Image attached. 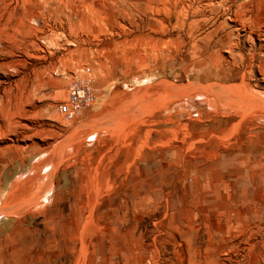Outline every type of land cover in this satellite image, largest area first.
Masks as SVG:
<instances>
[{"label": "rangeland", "instance_id": "obj_1", "mask_svg": "<svg viewBox=\"0 0 264 264\" xmlns=\"http://www.w3.org/2000/svg\"><path fill=\"white\" fill-rule=\"evenodd\" d=\"M172 6L0 0V125L31 112L0 133V264H264V0H180L190 36ZM76 79L97 97L63 123Z\"/></svg>", "mask_w": 264, "mask_h": 264}, {"label": "bare ground", "instance_id": "obj_2", "mask_svg": "<svg viewBox=\"0 0 264 264\" xmlns=\"http://www.w3.org/2000/svg\"><path fill=\"white\" fill-rule=\"evenodd\" d=\"M122 3L125 1V0H120ZM169 1V0H168ZM171 1L172 0H170V3H171ZM173 2H174V7L171 9L172 10V12L171 11H168V14H167V16H168V19H171V17H173V15L174 14H177L176 15V22L178 23L179 22V17H182V20H181V26H180V30H181V32L182 31H184V29H183V27H184V25H186L187 26V29H186V31H187V35L188 36H190V33H189V29H190V27H191V24H189L187 21H188V17H189V13H187V12H185V14H182V13H184V10H183V7H180L181 8V10L180 11H176L177 9V3H179L180 2V0H173ZM180 5H181V3H180ZM181 6H183V5H181ZM185 7V6H184ZM189 9V8H188ZM102 10V9H101ZM100 10V11H101ZM111 10V9H110ZM92 11H94V10H92ZM113 11V10H112ZM95 12V11H94ZM97 12H98V10L94 13V15H97ZM113 13L114 14H121V13H125V11L123 10V9H119V10H116V11H113ZM191 13V12H190ZM37 14H38V12H37ZM43 14V13H42ZM192 15H199L200 14V12H198V11H192V13H191ZM203 14V13H202ZM201 14V15H202ZM205 14V13H204ZM211 12H210V16H211ZM200 15V16H201ZM203 16V15H202ZM40 17V16H39ZM42 17V16H41ZM204 17H207V16H205L204 15ZM213 17V16H212ZM214 20V19H213ZM83 21V20H82ZM81 21V22H82ZM80 22V23H81ZM79 23V24H80ZM213 24V23H212ZM224 24V23H223ZM81 25V24H80ZM214 25V24H213ZM185 26V27H186ZM93 27V26H92ZM95 27V26H94ZM215 28L212 30V32L209 34V38H211V37H216L217 36V34H218V30H220V28H221V26L219 27V25H217V24H215V26H214ZM223 28V27H222ZM179 30V31H180ZM222 30V29H221ZM183 33V32H182ZM185 34V33H184ZM223 36V35H222ZM193 38V37H192ZM217 39H220V38H217ZM211 40V39H210ZM224 40V39H223ZM215 43V42H214ZM221 43H222V41H221ZM197 44V43H196ZM216 44V43H215ZM220 44V43H219ZM219 44H217V45H219ZM193 46V45H192ZM221 46V45H220ZM233 45H231L230 43H229V47H232ZM222 47V46H221ZM227 47V46H226ZM209 48V47H208ZM213 48V47H212ZM218 48V47H217ZM222 48H225V47H222ZM228 48V47H227ZM232 49V48H231ZM230 48H229V50H231ZM213 50V49H212ZM212 52V51H211ZM218 52V51H217ZM220 53V52H219ZM213 54V53H212ZM217 55V54H216ZM235 57V56H234ZM232 58V57H231ZM238 61V60H237ZM88 69H86L85 70V72L87 71ZM86 73H88V72H86ZM76 80H81V81H84V80H82V79H76ZM72 81H75V80H72ZM71 81V82H72ZM35 90H38V89H35ZM16 104L15 105H13V103H12V105H13V107H10L9 108V110H8V116H7V118H6V120L4 121V123H3V125H0V133H1V131L3 130V129H9V127H11L12 125H14V124H16L15 122H14V119L15 118H27V114L28 113H31L30 111H27L26 109H25V107H26V105L30 102V93L29 92H26L25 90H22L20 93H19V95L16 97ZM10 105V104H9ZM9 107V106H8ZM1 135V134H0ZM43 181H39L38 183H32L31 185H29V188H28V190H25V189H22L23 191L21 192L22 193V195H20L21 197H29V198H27V199H30L31 197H34V198H37V199H39V198H41L42 199V201L43 202H48V199H49V196H50V194L52 193V192H50V189L51 188H49V187H46L45 185H43L44 183H42ZM19 186V183L18 184H14V186H13V193L12 194H15V197L16 196H18L17 195V193L21 190L20 189V187H18ZM17 189H19V191L17 192ZM35 189H38V192H35ZM79 193L78 194H75V196H74V198L72 199V204L70 205V207H68V209H66L68 212H70V213H73L74 214V219H73V221L74 222H76L75 220V214H76V211H77V209H76V207H77V201L79 200ZM12 197V196H11ZM13 197H14V195H13ZM20 198V197H19ZM43 204V203H42ZM41 204V205H42ZM57 209V208H56ZM7 213H8V211H7ZM67 215V214H66ZM65 215V216H66ZM68 217V216H67ZM73 222V223H74ZM60 225V224H59ZM53 228V227H52ZM63 231H64V233H66V234H64L63 233ZM54 235L56 236V239H58V241H55L54 243L58 246L61 242H63V240H68V243L69 244H71L70 246H72L74 243H73V241H74V237H75V233H74V229H71L70 228V230H69V228H67L66 226H60L59 227V229H55L54 230ZM9 236V235H8ZM66 236H68V237H66ZM20 264V263H19Z\"/></svg>", "mask_w": 264, "mask_h": 264}, {"label": "built area", "instance_id": "obj_3", "mask_svg": "<svg viewBox=\"0 0 264 264\" xmlns=\"http://www.w3.org/2000/svg\"><path fill=\"white\" fill-rule=\"evenodd\" d=\"M86 72H89L87 70ZM96 90L88 81L75 80L67 85V96L56 105V111L63 123H72L94 104Z\"/></svg>", "mask_w": 264, "mask_h": 264}]
</instances>
